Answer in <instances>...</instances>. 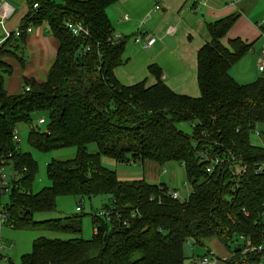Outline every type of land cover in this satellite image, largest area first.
Returning <instances> with one entry per match:
<instances>
[{
    "label": "trees",
    "instance_id": "16d2710c",
    "mask_svg": "<svg viewBox=\"0 0 264 264\" xmlns=\"http://www.w3.org/2000/svg\"><path fill=\"white\" fill-rule=\"evenodd\" d=\"M117 1L25 0L22 32L10 33L0 45V167L11 166L13 171L3 209L12 228L74 235L38 236L19 263L7 258L5 264H185V242L201 243L213 236L228 248L242 240L223 259L226 264H258L262 253H243L246 245L241 236L252 245L264 240V170L255 173L256 165L264 161V148L250 140L256 126L264 125V71L247 83L229 74L250 49L238 37L228 40V46L221 42L239 14L206 23L209 39L196 54L199 96L191 97L173 92L156 64L148 66L156 80L151 85L142 80L127 86L117 80L114 69L125 63L126 37L111 41L113 28L106 13ZM66 20L82 22L88 36L75 38L65 27ZM41 25L57 41L55 60L45 80L24 78L21 91L8 93L3 73H11V66L5 58L16 56L25 45L27 26ZM260 30L264 34V23ZM35 112L47 115L45 131L32 125ZM181 122L192 123V132L178 129ZM21 123L30 126L27 142L36 150L76 148L74 157L46 163L50 184L37 192L32 185L38 162L13 140ZM89 143L96 144V152L87 151ZM197 148L213 154L231 152L247 171L233 175L217 166L208 173V162L199 160ZM102 156L117 163L179 162L191 184L190 195L179 200L171 197L167 185L143 178L120 179L103 166ZM81 172L88 176L83 183ZM102 194L110 196V203L102 207H110V216L92 214L89 239L77 236L82 233L79 213L44 220L33 217L55 210L59 195Z\"/></svg>",
    "mask_w": 264,
    "mask_h": 264
},
{
    "label": "crops",
    "instance_id": "0c3cea01",
    "mask_svg": "<svg viewBox=\"0 0 264 264\" xmlns=\"http://www.w3.org/2000/svg\"><path fill=\"white\" fill-rule=\"evenodd\" d=\"M199 1L201 0H161L160 9H155L157 0H118L106 8L113 33L126 37L123 52L125 63L114 69V75L121 84L128 86L142 80H146V85L155 83V78L148 72V66L156 64L161 69L163 82L173 92L191 97L199 96L196 54L209 39L206 23L232 13H238L239 16L221 38V42L228 46V40L238 37L250 44V49L231 66L229 74L239 83L255 77L256 62L264 49V34L260 30V25L264 23V0H208L207 5H201ZM2 2L13 8V13L7 19L8 22H4V27L10 32L14 31V27L20 25L27 12L26 2L23 0L21 8L18 9H15L11 0H0V4ZM170 25L174 27V31L166 33ZM1 30L4 33L1 40H4L5 30L2 27ZM145 34L155 36V43L143 47L134 42L136 35ZM25 45L30 48V61L23 68L15 69V75L8 77L5 86L8 93L21 91L22 76L37 81L45 80L47 70L55 60L57 41L48 32L46 25L32 27V31L27 33ZM10 59L7 57L5 61L9 63ZM138 163L142 165L141 171L123 172L126 174L116 172L119 178H143L150 183L167 185L159 173L160 165L150 160ZM129 164L135 165V162ZM44 218L41 217L40 220ZM2 241L9 249L14 247L12 242ZM3 255L5 259L2 261L5 263L9 256L6 253Z\"/></svg>",
    "mask_w": 264,
    "mask_h": 264
},
{
    "label": "rangeland",
    "instance_id": "374dc122",
    "mask_svg": "<svg viewBox=\"0 0 264 264\" xmlns=\"http://www.w3.org/2000/svg\"><path fill=\"white\" fill-rule=\"evenodd\" d=\"M15 9L21 8L20 6L23 3V0H11ZM17 17V16H16ZM16 17H14L13 21H15ZM8 20H5L7 23ZM8 27V25H7ZM16 26L14 27V29ZM4 36L3 31L0 27V39ZM9 64L11 66V73H3L4 74V87L7 86V79L10 75H15L18 67L21 69L26 64V62L30 61L31 53L28 45H22V47L16 50V56L10 57ZM22 58V60L20 59ZM17 65V66H16ZM254 73V71H253ZM260 72L255 70V77L252 79H244V83L251 82L260 76ZM25 77H21V82ZM22 87V86H21ZM32 117V125H38L41 130H46V124H39V117H43L45 121H48L47 115L44 112H35L31 115ZM176 126L178 129L182 130L185 133L192 132V123L190 122H181L177 123ZM30 126L27 124H19L17 126L18 131V145L22 151L30 152L32 156L38 162V171L35 175V179L32 185V190L37 192L44 186H48L50 184L47 176H46V163L51 159H70L74 157L76 148L75 147H65L60 148L48 152H43L36 150L31 147L27 142V133ZM256 129L264 130V125H257ZM250 140L255 145H261V138L255 135L254 132L250 135ZM87 151L90 153H94L97 151V146L95 143L87 144ZM102 164L104 167L114 170L118 174H126L123 172H131L133 170H142V165L138 162H135V165L125 163V162H115L113 159L102 156L101 158ZM135 167V168H134ZM5 174L7 178L13 174L11 166L4 167ZM161 176L164 178V182L167 184L169 191L178 190L179 192V200H186L190 192L192 190L191 184L189 183L188 178L186 177V172L183 165L179 162H168L162 166H160ZM7 194H3L1 196V204H5L8 202ZM110 203V196L106 194L98 195V196H73V195H59L56 198V206L55 210L47 211V212H37L33 215L35 220H40L41 217H45L44 219H53L63 216H68L74 213H79L82 215V233L81 236L85 239H89L92 237L93 228H92V214L97 213L100 214L102 207L104 204ZM77 205H80L81 209L77 210ZM0 236L6 242H12L14 247L9 249L8 245L3 247V253L8 254L9 258L19 263L20 256L24 253L30 252L32 247V241L38 236H45L49 238H60L67 239L74 235H69L67 233H63L61 231H50L43 228H10L5 224L0 223ZM192 249L189 248L188 242L184 244V254L186 256L185 264H200L198 257H206L212 260L213 264H226L223 259L227 258L231 254V250H233L236 246L242 244V240H236L230 244L229 248L225 247L224 244L220 242V240L213 236L209 238H205L201 243H194L191 240ZM0 264H5L2 260H0Z\"/></svg>",
    "mask_w": 264,
    "mask_h": 264
},
{
    "label": "built area",
    "instance_id": "2783aa9c",
    "mask_svg": "<svg viewBox=\"0 0 264 264\" xmlns=\"http://www.w3.org/2000/svg\"><path fill=\"white\" fill-rule=\"evenodd\" d=\"M228 1H232L234 2V0H228ZM199 3L201 5H207L208 0H201L199 1ZM160 4H161V0H157V3L155 4L154 8L155 9H160ZM34 7L37 6L36 3L33 4ZM0 27L4 28L5 30V38L7 36L10 35V33H13L15 36H18L22 31L20 30L19 26L15 28L14 31H8L7 29H5L4 27V22L5 20L9 19L13 13V8L11 5L7 4L6 2H2L0 4ZM125 18H127L125 16ZM65 27L72 33V35L75 38L78 39H82L88 36L89 32H88V28L80 21L77 20H66L64 22ZM32 31V26H27L25 28V32L29 33ZM174 31V27L172 25L168 26L166 29V33H172ZM124 37L120 34H115L113 33L111 36V41L115 42V41H120L123 40ZM4 40L0 39V45ZM156 41V37L153 36L152 34H145V35H136L134 37V42L135 43H139L141 44L143 47H147L152 45L153 43H155ZM86 50L89 49V47L85 48ZM256 69L259 72H263L264 71V49L261 50L260 55L257 59L256 62ZM26 90H28L29 88L26 87ZM44 118L41 117L38 119V123L42 124L44 123ZM253 132L255 133V135H257L258 137L261 138V145H257L260 147L264 148V130L261 129H254ZM13 140L18 142L19 141V137H18V131L17 128L14 129V133H13ZM253 144V143H252ZM255 145V144H253ZM197 157L199 158V160L201 162H208V165L206 166V171L208 173H214L217 166H219V168L223 167L225 169H229L233 175H238V174H244L247 171V166L240 160L238 159L235 155H233L231 152L228 151H223L220 154H213V152H211L208 149L205 148H197ZM213 154V155H212ZM264 170V161L259 162L256 165V169H255V173H260ZM0 192L2 194H6L8 192V178L7 175L5 174L4 171V166L0 167ZM170 195L172 198H178L179 197V192L178 190H172L170 192ZM77 210H80L81 207L77 206L76 207ZM110 207L109 209H102L100 214H98L101 217H107V219L110 216ZM0 223L5 224L9 227H12V224L8 221V214L6 213V211L3 209L2 204L0 203ZM241 238L244 240V243L246 245V248L243 250V253H245L248 250L251 251H257V252H261L262 256H261V260L258 262V264H264V240L258 244V245H252L249 239H245L244 237L241 236ZM191 240H188V244H189V248L192 249V245H191ZM3 247L4 246V242L2 241V238L0 236V260H4L5 256L2 254L3 253ZM232 255V254H230ZM200 264H213L212 260H210L209 258H201L199 259Z\"/></svg>",
    "mask_w": 264,
    "mask_h": 264
},
{
    "label": "water",
    "instance_id": "95a60500",
    "mask_svg": "<svg viewBox=\"0 0 264 264\" xmlns=\"http://www.w3.org/2000/svg\"><path fill=\"white\" fill-rule=\"evenodd\" d=\"M0 11H1V9H0ZM79 182L80 183H83V182H85V181H87L88 180V176L87 175H85L84 173H79Z\"/></svg>",
    "mask_w": 264,
    "mask_h": 264
}]
</instances>
